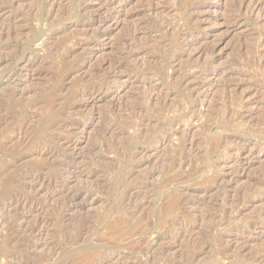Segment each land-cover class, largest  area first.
I'll use <instances>...</instances> for the list:
<instances>
[{
  "label": "rangeland",
  "instance_id": "374dc122",
  "mask_svg": "<svg viewBox=\"0 0 264 264\" xmlns=\"http://www.w3.org/2000/svg\"><path fill=\"white\" fill-rule=\"evenodd\" d=\"M0 227V264H264V0H0Z\"/></svg>",
  "mask_w": 264,
  "mask_h": 264
},
{
  "label": "bare ground",
  "instance_id": "6f19581e",
  "mask_svg": "<svg viewBox=\"0 0 264 264\" xmlns=\"http://www.w3.org/2000/svg\"><path fill=\"white\" fill-rule=\"evenodd\" d=\"M111 1L113 2V0H111ZM16 215H17V214H13L12 217L14 218V216H16ZM18 215H19V214H18ZM12 217H11V218H12ZM13 218H12V219H13ZM20 219H21V218H20ZM13 221H14V220H13ZM13 227H14V226H13ZM22 227H23V225L20 226V225L17 224V225H16L17 231H18V232H19V230L24 231V228H22ZM15 230H16V229H15ZM14 232H15V231H14ZM18 232H17V233H18ZM11 235H12V234H11ZM15 235H16V234H15ZM15 235H14V236H15ZM19 235H20V233H19ZM16 236H17V235H16ZM17 237H18V236H17ZM13 238H15V237H13V236L10 237V236L8 235V239H7L6 241H5V240H4V242L1 241L2 244L4 243L3 246H1L2 244L0 245V250H1L2 255H3V254H5V255L7 254V253H4V252H2V251L6 250V248L9 247V244H10L9 241H10L11 239H13ZM13 240H14V239H13ZM11 242H12V241H11ZM11 244H12V243H11ZM11 244H10V247H11ZM7 249H8V248H7Z\"/></svg>",
  "mask_w": 264,
  "mask_h": 264
},
{
  "label": "built area",
  "instance_id": "2783aa9c",
  "mask_svg": "<svg viewBox=\"0 0 264 264\" xmlns=\"http://www.w3.org/2000/svg\"><path fill=\"white\" fill-rule=\"evenodd\" d=\"M2 234H3V230H2V228L0 227V238H1Z\"/></svg>",
  "mask_w": 264,
  "mask_h": 264
}]
</instances>
